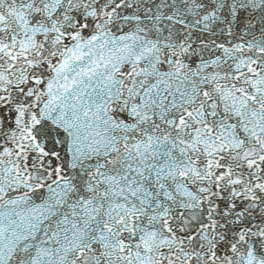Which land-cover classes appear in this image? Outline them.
<instances>
[{"label":"snow or ice","instance_id":"obj_1","mask_svg":"<svg viewBox=\"0 0 264 264\" xmlns=\"http://www.w3.org/2000/svg\"><path fill=\"white\" fill-rule=\"evenodd\" d=\"M0 264H264V0H0Z\"/></svg>","mask_w":264,"mask_h":264}]
</instances>
